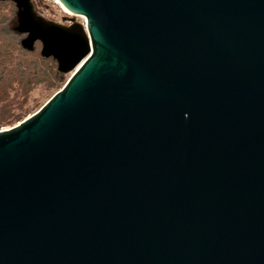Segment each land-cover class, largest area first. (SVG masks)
I'll list each match as a JSON object with an SVG mask.
<instances>
[{
  "label": "water",
  "instance_id": "water-1",
  "mask_svg": "<svg viewBox=\"0 0 264 264\" xmlns=\"http://www.w3.org/2000/svg\"><path fill=\"white\" fill-rule=\"evenodd\" d=\"M6 1L70 77L0 130V264H264V0Z\"/></svg>",
  "mask_w": 264,
  "mask_h": 264
},
{
  "label": "trees",
  "instance_id": "trees-1",
  "mask_svg": "<svg viewBox=\"0 0 264 264\" xmlns=\"http://www.w3.org/2000/svg\"><path fill=\"white\" fill-rule=\"evenodd\" d=\"M16 21L15 4L0 2V129L31 111L28 104L36 87L48 92L58 88L64 78L54 60L41 57L40 43L33 51L22 48L24 36L15 31Z\"/></svg>",
  "mask_w": 264,
  "mask_h": 264
},
{
  "label": "rangeland",
  "instance_id": "rangeland-1",
  "mask_svg": "<svg viewBox=\"0 0 264 264\" xmlns=\"http://www.w3.org/2000/svg\"><path fill=\"white\" fill-rule=\"evenodd\" d=\"M33 3L36 12L40 16L44 17L49 21L67 25L69 23V19L75 18L77 22L84 24V18L74 17L73 15H69L61 7V5L56 2V0H33ZM37 47L39 48L40 46L37 45ZM41 47L39 50H41ZM69 77H70L69 75H65L64 78L62 79V82L58 85V88L49 90L48 92H46L44 88H42L41 86L36 87L35 90L31 93L28 104V109H31V111L28 114H26L22 120L14 124L5 126L0 130L13 127L18 123H20L21 121H23L24 119L36 113L47 101H49L53 97L55 93H57L59 90L63 88V86L68 81Z\"/></svg>",
  "mask_w": 264,
  "mask_h": 264
},
{
  "label": "bare ground",
  "instance_id": "bare-ground-1",
  "mask_svg": "<svg viewBox=\"0 0 264 264\" xmlns=\"http://www.w3.org/2000/svg\"><path fill=\"white\" fill-rule=\"evenodd\" d=\"M56 2L58 3V4H60V2L58 1V0H56ZM61 5V4H60ZM61 7L67 12V10L61 5ZM68 13V12H67Z\"/></svg>",
  "mask_w": 264,
  "mask_h": 264
},
{
  "label": "built area",
  "instance_id": "built-area-1",
  "mask_svg": "<svg viewBox=\"0 0 264 264\" xmlns=\"http://www.w3.org/2000/svg\"><path fill=\"white\" fill-rule=\"evenodd\" d=\"M84 23H85V20H84Z\"/></svg>",
  "mask_w": 264,
  "mask_h": 264
}]
</instances>
